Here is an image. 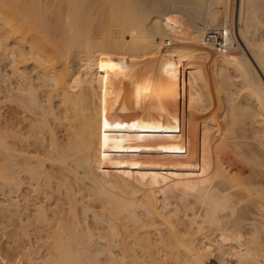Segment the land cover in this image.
Wrapping results in <instances>:
<instances>
[{
    "label": "bare ground",
    "instance_id": "6f19581e",
    "mask_svg": "<svg viewBox=\"0 0 264 264\" xmlns=\"http://www.w3.org/2000/svg\"><path fill=\"white\" fill-rule=\"evenodd\" d=\"M55 1L50 21L40 13L44 3L0 0V57L19 79H9V94L59 124L55 132L48 128L46 161L37 164L47 187L57 178V194L64 189L74 232L64 240L65 228L57 226L51 262L78 264V240L92 242L97 230L86 228L80 236L76 212L85 200L74 196L80 181L90 187L83 188L90 191L84 214L97 209L91 213L104 230L99 238L123 256L112 262L207 264L229 257L231 264H264V0L170 3L182 6L177 9L165 0L166 13L148 8L146 0ZM232 1L238 36L229 18ZM197 19L224 28L239 41L237 51L203 45ZM29 63L33 76L24 68ZM33 80L46 92L45 102ZM11 123L8 146L0 137L6 150L0 186L10 196L20 191L23 175L31 181L42 175L30 156L15 154L18 133ZM11 200L3 216L15 225L22 218ZM44 210L40 216L46 218ZM27 245L10 251L30 256L36 249ZM2 257L0 249V264H11Z\"/></svg>",
    "mask_w": 264,
    "mask_h": 264
},
{
    "label": "rangeland",
    "instance_id": "374dc122",
    "mask_svg": "<svg viewBox=\"0 0 264 264\" xmlns=\"http://www.w3.org/2000/svg\"><path fill=\"white\" fill-rule=\"evenodd\" d=\"M36 1H39V0H35V2ZM55 1V0H54ZM160 1V2H159ZM158 2H157V0L156 1H150V0H146V2H148V3H146L147 5V7L148 8H151L152 10H153V8H155L154 10L155 11H158V12H160V13H166L168 10H166V9H168V8H166V6H164V5H166V2H168L169 4V9H177V8H181L182 6L181 5H179V4H176V5H174L175 3H178L179 1L177 0V2L176 1H173V0H166V2H164L165 0H159ZM161 1L163 2V3H165V4H163L162 5V3H161ZM35 2H33V3H35ZM47 2V3H46ZM150 2V3H149ZM152 2V3H151ZM172 2H175V3H173V4H170V3H172ZM37 3V4H36ZM35 4L38 6L39 5V3L41 4V3H44V4H41L42 5V7L41 6H39V9L41 10V12L40 13H44V15L46 14L47 15V17L49 16V20L50 19H52V21H54V8L56 9V7H57V5H56V7H54V2H53V0H42L41 2L39 1V2H36ZM153 3H155V4H153ZM161 3V6L160 5H158L157 6V4H160ZM35 4H31L33 7H34V5ZM55 4H56V1H55ZM148 4H150V6L148 5ZM151 4H153V7H151L152 5ZM232 5H230V9L232 10V11H230V9H229V18H231L230 19V22L231 23H233L232 24V26H233V31H234V34L235 33H237V25L239 26V22H238V14H239V12H238V8H237V6L236 5H234V3H233V1H232V3H231ZM35 5V6H36ZM46 5V6H45ZM52 5V6H51ZM45 6V7H44ZM173 6V7H172ZM176 6V7H175ZM41 7V8H40ZM158 7V8H157ZM172 7V8H171ZM233 7L236 9V11L234 12L233 10H235V9H233ZM37 9H38V7H36ZM158 10H157V9ZM47 9H49V11L47 10ZM51 9V10H50ZM62 9H64L63 10V13H64V16H65V13H66V9H65V7L63 6L62 7ZM43 10V11H42ZM53 10V11H52ZM47 12V13H46ZM53 13V14H52ZM231 14V15H230ZM51 21V20H50ZM238 22V23H237ZM197 23H198V25L199 26H201L202 27V25H204L203 24V22L202 21H200V20H198L197 19ZM236 28V29H235ZM236 30V31H235ZM235 35H237L238 36V33L237 34H235ZM158 40H160L159 38H158ZM239 40H240V43H241V39L239 38ZM238 41V40H237ZM239 42V41H238ZM1 56V55H0ZM0 137H2V135L4 136V138H1L2 140H8V138H9V141H5L4 143H6L7 144V146H8V142H10V140H11V138L9 137L10 136V122H12L11 124L13 125V126H15V130H14V132H17L18 134H17V139L15 140L16 141V143H15V145H17V147L15 146V148L16 149H18L17 150V152H15V154L18 156V158H20V155L22 154H24V153H26V154H24L25 156L26 155H28V156H30V158L28 157H26L27 158V161H28V159L29 160H31V162L30 161H28L29 162V164H32L33 163V165L35 166V164H36V167H34L35 168V170L37 169V170H39L38 171V173L39 174H42V173H40V167H39V165L37 164V161H46V155H45V152H44V150H47L48 151V149L49 148H47L48 146H49V144L51 143L50 141H51V136H50V128L49 127H51V128H53V130H54V132L55 131H57V125H59L58 123H54L53 122V120L52 121H46L45 119H44V115H41V114H43V113H41L40 114V111L38 110H34L36 107H31V106H29L28 105V107H29V109L31 110V112H30V110L29 109H27L26 107H27V103L25 102V100L23 101H18V103H23L24 102V104L25 105H21V104H18V103H16L17 101H16V99H15V101H14V97H13V99H12V96H15V95H17L16 93H15V95H13V93L11 92V94H9V91L10 90H8V89H10V87H9V84H10V82H9V79H10V81L11 82H16V80H19V79H17V77H12V76H10L9 74H11L10 73V70L8 69V67L7 66H9L8 65V60H6V61H4V60H2L3 59V56L2 57H0ZM6 62H8V63H6ZM77 62V63H76ZM76 64V65H75ZM74 66L75 67H78L79 66V63H78V61L77 60H75L74 61ZM34 67V65L33 64H31V63H29L28 65H26L24 68H25V70H26V72L29 74V75H32L33 76V73H30V72H32L33 70H32V68ZM35 68V67H34ZM33 68V69H34ZM46 73L48 72L47 70L45 71ZM50 72H51V70H50ZM6 80V81H5ZM33 85L35 86V92L37 93V97H38V99H39V101H41V102H45L46 101V99H47V94H46V92H43V91H41L38 87H37V85H38V82L36 81V80H33ZM8 84V85H7ZM16 84H14V86H15ZM7 87H9L8 89H7ZM235 89H234V91H237L236 90V87H234ZM16 92V91H15ZM9 94V95H8ZM12 95V96H11ZM11 96V97H10ZM16 97V96H15ZM41 99V100H40ZM44 100V101H43ZM17 104H18V106H17ZM21 105V106H20ZM22 106H26V107H22ZM22 107V108H21ZM31 107V108H30ZM37 109V108H36ZM214 110L215 108H211V110ZM34 111H36L37 113H35V115H34ZM33 113V114H32ZM39 113V115H41V116H39V115H36V114H38ZM38 117H42L41 119H43V120H45L46 122L45 123H47L48 125H50V126H46V124H44L41 120H40V118H38ZM9 119L11 120V121H9ZM51 120V119H50ZM42 122V123H41ZM39 123H41V125L39 124ZM15 124V125H14ZM44 124V125H43ZM52 124L55 126V128H54V126H52ZM41 126H44V127H46L45 129H43L44 127H42V128H40ZM36 129V130H34V128ZM37 127V128H36ZM18 128V130H16ZM32 128H33V130H32ZM49 128V129H48ZM59 129H58V131L60 130V129H62L61 131H59V133H60V135L62 134V131H63V128H61V127H58ZM47 129V130H46ZM6 132V133H5ZM31 132V133H30ZM38 132V133H37ZM45 132V133H44ZM9 133V134H8ZM29 133V134H28ZM48 133V134H47ZM58 133V132H57ZM58 133V134H59ZM32 135V136H31ZM35 135V136H34ZM37 135H38V137H37ZM60 135H57L59 138H63V136L61 137ZM6 137H8L7 139H5ZM30 137V138H29ZM30 139V140H29ZM41 139V140H40ZM27 140V141H26ZM35 140V141H34ZM34 143H35V145H34ZM37 144V145H36ZM21 146V147H20ZM21 149V150H20ZM5 150V149H4ZM3 150V148H0V164H6V156H5V154H6V150L4 151ZM27 151V152H26ZM23 152V153H22ZM21 153V154H20ZM46 153H48V152H46ZM24 156V157H25ZM23 157V156H22ZM32 158V159H31ZM34 161V162H33ZM48 162H46V164H47ZM31 166V165H30ZM39 167V169H38V167ZM32 167V168H33ZM48 171V170H47ZM49 172V171H48ZM48 172H47V174H48ZM50 174L52 175V176H54L53 175V173L50 171ZM48 176V175H47ZM42 179H41V178ZM39 178H40V180H39V178L37 179L38 181H40V185L37 183L38 181L36 180H30L29 178H28V176L27 175H23V179H24V181H23V184H22V187H21V189H20V191L19 192H16V193H12V197L10 196V193H9V191H8V189L6 188V187H4V186H0V235L2 236V235H4V241H3V244L2 245H4L5 247V251H6V249H7V251L5 252L7 255H6V257L9 259V261L3 256L2 257V259L6 262V263H11V264H54V263H52L51 261L52 260H55V258H54V255H53V257H51V253L49 254L48 252V250H50L51 248V245H52V242L54 241L53 240V237H54V235L52 236L51 234H55V232H58V230L59 229H57L59 226L58 225H60V229H63V228H65V229H63V231L62 230H60V231H62L63 232V234H62V238L64 239L65 238V236H67L68 235V233L69 232H74V227H73V225H74V223L71 221V219H72V211L70 212V209H71V207H70V204H69V199L66 197V196H64L65 195V193L63 192V190L61 191V194H64V195H60L59 196V194H57L58 192H59V190H57V188H56V186L54 187L53 185H56V180H57V178H55L56 180H54V178L52 179V183H53V185L52 184H50V186H51V188H56L55 190H54V188H53V190L51 189H49V187H47V184H45L46 182L44 181L45 179V174H44V176H43V174L40 176ZM28 178V179H27ZM27 179V180H26ZM44 179V180H43ZM51 179V178H50ZM43 181V182H42ZM58 181V180H57ZM45 182V183H44ZM80 182V181H79ZM78 182V183H79ZM44 183V184H43ZM78 183H76L75 185H77V186H74V190H75V193H74V196H78V197H84L83 199L85 200L84 202H83V205H78L77 206V212H76V214L78 215V221L79 222H81L80 223V230H79V233H80V236H85L84 234L86 233V232H84V230H86V228L89 230V231H91L92 232V234H94L93 235V241L92 242H88V241H86V240H84V238H83V241L82 240H78V247H79V251H78V255H79V261H78V264H113V263H117L116 261H114V260H116V258L115 257H117V260H120L119 262H121V257H123V256H121L122 254H120V250L114 245V244H112V247L110 246L109 248H108V246L106 245V242L104 241V240H102V239H100L99 237H100V233L102 234V233H104V230H102L101 229V227L100 226H98L95 222H93L94 220H93V216H92V213L91 212H93V210L94 211H96L97 209H91V212H89L88 214H84L85 212H83V207L85 206V204H87V197L86 196H88V192H89V194H90V191H89V189H88V187H89V185H88V183H87V185L85 184V185H81L80 183L78 184ZM39 186H38V185ZM42 185V186H41ZM79 185H80V187H82V188H80L81 189V191L80 192H78V193H80V194H78V193H76V188L77 187H79ZM46 188H45V187ZM86 186H88L87 187V189L88 190H86V188L84 189V191H83V188L84 187H86ZM90 188V187H89ZM46 189V190H45ZM50 190V193H48V191ZM56 190H57V192H56ZM91 190V189H90ZM87 191V192H86ZM20 193H24V194H21L20 195ZM28 195H27V194ZM60 193V192H59ZM82 193V194H81ZM17 195V196H16ZM20 195V196H19ZM24 195V196H23ZM26 195V196H25ZM19 196V197H18ZM28 196V197H27ZM52 196V197H51ZM62 196V197H61ZM16 197V198H15ZM59 197L61 198V199H59ZM86 197V198H85ZM65 198V199H64ZM80 198V199H81ZM11 199H16L17 200V203H18V205L20 206V207H17V205H15L16 206V211H18V218L20 219V218H22V219H20V220H17V223L15 222V225H12L13 223H11V220L9 221V223H7V218H5L3 215H5L4 214V212L5 213H8V211H6L5 210V208L7 207H9V205H8V203H10V201H12ZM23 199L25 200V201H23ZM62 200V201H61ZM82 200V199H81ZM38 201V202H37ZM41 202V203H40ZM43 202H45V203H43ZM48 202V203H47ZM67 202V203H66ZM12 203H14V202H12ZM16 203V202H15ZM16 203V204H17ZM39 203V204H38ZM61 203H62V205H61ZM85 203V204H84ZM44 204V205H43ZM46 204V205H45ZM48 204V205H47ZM82 204V203H81ZM14 206V207H15ZM48 206V207H47ZM53 206V207H52ZM83 206V207H82ZM38 207V208H37ZM41 207H43L42 209H44L45 208V210L47 209V210H49V211H45V213H46V218L48 219H46L45 217H43V216H40V211H42V209L40 210V208ZM79 207V208H78ZM20 210V211H19ZM68 211V212H67ZM80 211V212H79ZM90 211V210H89ZM36 212H37V214H36ZM82 212V213H81ZM34 213V214H33ZM39 214V215H38ZM70 214V215H69ZM7 215H9V213L8 214H6V217H7ZM35 215H36V217H35ZM37 216H38V218H37ZM43 217V219L42 218H40V217ZM8 218H9V216H8ZM87 218V220H85ZM5 219H6V221H5ZM16 219H17V217H16ZM38 219V220H37ZM39 219H41V220H43L42 222H43V224H42V222H40L39 221ZM50 219V220H49ZM36 221H37V223H36ZM44 221H45V223H44ZM23 223V225H21L22 223ZM46 222H48V224L46 223ZM55 222V224H53ZM57 222V223H56ZM11 223V225L14 227H10L11 225H8V224H10ZM19 223V224H18ZM21 223V224H20ZM31 223H32V225H31ZM17 224V225H16ZM37 224V225H36ZM45 224V225H44ZM50 224V225H49ZM7 225V226H6ZM18 225H20L22 228H25V226H28V227H26L25 229H26V231L25 232H27L28 234H29V237L26 235H23V234H21L20 232H23V233H25L23 230H25V229H20L19 228V226ZM35 225V226H34ZM39 225V226H38ZM43 225V229L40 227V226H42ZM95 225V226H94ZM9 226V227H8ZM39 228H38V227ZM52 226V227H51ZM58 226V227H57ZM18 227V228H17ZM55 227V228H54ZM97 227V228H96ZM11 228H13V229H11ZM38 229V230H35V229ZM52 228V229H51ZM83 228V229H82ZM92 228V229H91ZM15 229V230H14ZM43 231H42V230ZM47 229V230H46ZM52 231H51V230ZM95 229H97L96 231H94ZM22 230V231H21ZM29 232H28V231ZM46 230V231H45ZM15 231V232H14ZM20 231V232H19ZM38 233H37V232ZM93 231H94V233H93ZM84 232V233H83ZM13 233V234H12ZM16 235H15V234ZM18 233H20V236H19V234ZM26 233V234H27ZM49 233V234H48ZM41 234V235H40ZM43 234V235H42ZM75 234V233H74ZM51 235V237H49ZM78 235V234H77ZM13 236V237H12ZM24 236V237H23ZM95 236V237H94ZM16 237V238H15ZM19 237V238H18ZM27 237V238H26ZM14 238V239H13ZM22 238V239H21ZM29 240V241H28ZM45 240V241H44ZM51 240V241H50ZM65 240V239H64ZM49 241V242H48ZM27 243L28 244H30V243H32L33 245H34V249H36V251H35V253H30L29 255L30 256H28V254L27 255H23L22 253H20V252H18V251H13V252H11L10 251V248L11 247H13V248H17L16 246H20V245H22V246H20V247H24V246H28L27 245ZM45 244V245H44ZM48 244V245H47ZM41 245V246H40ZM113 245H114V248H113ZM11 246V247H10ZM50 246V247H49ZM107 246V247H106ZM116 247V248H115ZM106 248H107V250H106ZM1 249V248H0ZM108 249H110V250H112L111 252V256H113L111 259H110V255H108L107 253H105V251L107 252L108 251ZM85 250H86V252H85ZM119 250V251H118ZM38 251V252H37ZM12 253V254H11ZM1 254H2V252H1ZM11 254V255H10ZM48 255V256H47ZM120 255V256H119ZM108 256H110V257H108ZM120 257V258H119ZM54 258V259H53ZM109 258V259H108ZM113 258H115L114 260H113V262H112V259ZM11 259H14L13 261L11 260ZM124 259V258H123ZM125 259H128V258H125ZM227 259V260H226ZM111 260V261H110ZM129 260V259H128ZM128 260H126V261H128ZM132 260V258L130 259V261ZM220 259H218V258H215V259H209V261H208V263L207 264H231L232 263V261L230 260V258L228 257H226V258H223V260H220ZM122 261H125V260H122ZM124 262L125 264L127 263H130V262ZM118 262V264H120ZM218 262V263H217ZM124 263H122V264H124ZM56 264V263H55ZM131 264V263H130Z\"/></svg>",
    "mask_w": 264,
    "mask_h": 264
},
{
    "label": "built area",
    "instance_id": "2783aa9c",
    "mask_svg": "<svg viewBox=\"0 0 264 264\" xmlns=\"http://www.w3.org/2000/svg\"><path fill=\"white\" fill-rule=\"evenodd\" d=\"M202 44L208 45L221 52H236L238 49V41L232 38L221 26H205L202 25ZM169 43V42H168ZM4 238L0 236V248L2 255L8 260L5 255V248L3 244ZM12 261L14 259H11Z\"/></svg>",
    "mask_w": 264,
    "mask_h": 264
},
{
    "label": "snow or ice",
    "instance_id": "6c2138e0",
    "mask_svg": "<svg viewBox=\"0 0 264 264\" xmlns=\"http://www.w3.org/2000/svg\"><path fill=\"white\" fill-rule=\"evenodd\" d=\"M105 127H108V124H107V122L105 123ZM117 127H119V125H117Z\"/></svg>",
    "mask_w": 264,
    "mask_h": 264
}]
</instances>
